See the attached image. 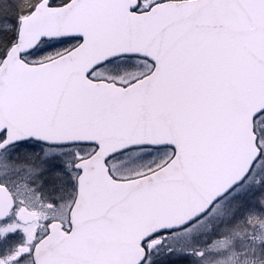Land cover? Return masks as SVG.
Listing matches in <instances>:
<instances>
[{
  "label": "snow or ice",
  "instance_id": "obj_1",
  "mask_svg": "<svg viewBox=\"0 0 264 264\" xmlns=\"http://www.w3.org/2000/svg\"><path fill=\"white\" fill-rule=\"evenodd\" d=\"M0 264H264V0H0Z\"/></svg>",
  "mask_w": 264,
  "mask_h": 264
}]
</instances>
